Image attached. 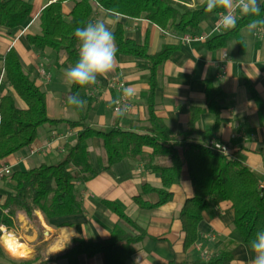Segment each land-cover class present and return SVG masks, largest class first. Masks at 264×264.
I'll return each instance as SVG.
<instances>
[{
  "label": "crops",
  "instance_id": "1",
  "mask_svg": "<svg viewBox=\"0 0 264 264\" xmlns=\"http://www.w3.org/2000/svg\"><path fill=\"white\" fill-rule=\"evenodd\" d=\"M32 5L30 17L14 29L0 25V97L11 95L20 108L26 103L9 84L4 70V55L15 48L23 69L45 93L47 114L52 119L77 120L76 110L67 101L71 85L66 83L64 72L65 54L57 53L50 47L37 48L28 43L27 34H40L38 16L51 0H26ZM263 0H260V3ZM74 3L65 0L62 10L67 18ZM237 20L242 16L235 11ZM219 13L202 21L196 33H180L174 29H162L145 18H133L107 11L93 4L89 22L106 21L114 32L118 23L122 24L126 38L142 44L148 41L150 54L158 52L165 44L179 45L160 67L155 90V109L167 126L180 134L187 128L189 107L205 108L197 121V128L204 131L215 122V115L207 110L205 80L211 79L219 86L225 97L219 99L220 127L218 142L226 145L230 157L247 165L257 176L259 188H264V109L259 107L249 95L244 84L245 78L253 85L264 106V25L252 32L248 25L240 30L244 50L239 52L236 40L225 46L209 50L204 42L230 29L217 26ZM23 32V33H22ZM194 40L185 41L186 35ZM139 59L132 55L116 53L115 66L107 74L97 77V83L87 85L76 95L86 101L82 112L87 123L94 129L108 130L118 120L126 129L146 124V96L149 90V71L139 69ZM118 77L126 87L135 86L137 95L126 98L120 111H114L116 99L121 91L110 82ZM78 127L67 123L44 124L38 128L37 138L29 146L0 160V167L8 165L12 171L27 170L42 162L52 164L60 161L66 147L76 142ZM39 149L32 153L31 149ZM91 160L98 167L97 157L102 156L100 140L89 141ZM144 154L137 159L124 158L110 169H101L93 178L79 182L78 197L82 210L79 213L55 216L45 219L36 211L37 222H31L22 213L13 217L11 226L0 225V246L3 255L0 264H70L67 258H54L63 253L74 238L101 241L108 239L113 228L118 225L126 232L133 233L118 216L109 209L103 200L119 203L125 212L149 235L159 240L147 239L135 246L134 253L125 264H170L175 262L207 261L229 249L232 259L223 264H251L254 257L250 245L242 242L234 225V210L229 200L218 203L203 212L198 225V240L187 250L183 248L185 233L179 219L185 201L192 197L193 189L188 178L187 166L183 168L180 183L173 184L170 190L173 198L158 207L143 209L135 204L133 197L139 193L142 183L160 186V174L150 169L153 163H164L161 159H151V149L146 147ZM9 177L0 178V208L12 190ZM151 201L156 195L148 196ZM5 231L13 233L16 251L3 243ZM81 264H107L105 255L100 252L93 256H83Z\"/></svg>",
  "mask_w": 264,
  "mask_h": 264
},
{
  "label": "trees",
  "instance_id": "2",
  "mask_svg": "<svg viewBox=\"0 0 264 264\" xmlns=\"http://www.w3.org/2000/svg\"><path fill=\"white\" fill-rule=\"evenodd\" d=\"M65 0L49 2L39 13L40 34H27L29 44L44 48L50 47L57 53L65 54L64 67L73 66L79 58V41L74 35L78 27L88 24V19L96 3L107 11L133 18L144 14L145 18L162 29H174L180 33L194 34L199 24L213 15L224 11H206L201 0H71L74 5L66 18L62 4ZM258 17L243 15L236 27L207 39L204 44L209 50L225 46L236 40L239 52L244 50L240 30L254 20H264V0L260 3ZM32 5L26 0H0V25L14 29L21 26L29 17ZM117 53L132 55L139 59V69L148 70L149 90L146 96L147 114L142 126L126 129L118 120L108 130L92 128L86 121L82 108L76 110L77 120L52 119L47 114L46 96L39 86L23 69L15 48L11 47L4 55L5 76L17 95L26 103V108L16 105L11 95L0 97V160L29 146L37 138L38 128L44 124L67 123L78 127L76 142L66 147L64 157L52 164L45 162L27 169L16 170L7 176L13 182L12 192L5 198L0 208V225L11 226L13 217L22 212L31 222H37L36 211L45 219L55 216L79 213L82 210L78 197L79 182L96 176L101 169H110L124 158L137 159L145 148L151 149V159H161L164 163H153L150 169L160 174V186L144 182L139 193L133 197L137 206L152 209L169 202L173 198L170 187L181 182L183 168L187 166L193 195L188 198L179 214L185 233L183 248L187 250L199 237L198 225L203 212L218 203L229 200L234 210V225L241 240L250 245L256 231L264 229V188H259L255 173L241 161L211 148L210 142L217 140L220 127L219 99L226 93L214 85L211 79L205 80L207 110L216 117L215 122L204 131L196 124L205 108L189 107L187 128L175 134L159 117L155 109V90L160 67L180 46L165 44L158 52L150 54L148 41L139 44L125 37L122 24L118 23L113 32ZM244 84L249 95L255 100L262 114L264 106L253 85L245 78ZM84 87L71 85L67 95L76 96ZM100 140L102 156L95 167L90 156L89 141ZM155 194L156 200L148 199ZM134 232L129 233L116 225L108 239L91 241L74 238L63 253L54 257L67 258L70 264H81L83 256H93L102 252L107 264H125L135 251V246L152 237L146 229L132 219L117 202L103 200ZM3 255L0 246V256ZM232 259L229 249L207 261L175 262L170 264H223Z\"/></svg>",
  "mask_w": 264,
  "mask_h": 264
},
{
  "label": "clouds",
  "instance_id": "3",
  "mask_svg": "<svg viewBox=\"0 0 264 264\" xmlns=\"http://www.w3.org/2000/svg\"><path fill=\"white\" fill-rule=\"evenodd\" d=\"M201 3L206 4L208 12L215 9L224 10L218 21V25L224 29L236 27L237 17L234 15L236 9L243 15L258 17L261 13L260 0H201ZM259 25H264V20H254L248 25V31L252 32ZM74 35L79 41V58L73 66L65 70L66 83L84 87L97 83L98 76L107 78V74L115 66L117 53L115 36L107 22L103 20L89 22L84 27L76 28ZM122 92L126 98L137 95L135 86L124 87ZM68 103L79 108L86 105V101L78 95L69 96ZM124 111L126 109L121 110L120 114L123 115ZM249 243L254 253L251 264H264V229L256 231Z\"/></svg>",
  "mask_w": 264,
  "mask_h": 264
},
{
  "label": "built area",
  "instance_id": "4",
  "mask_svg": "<svg viewBox=\"0 0 264 264\" xmlns=\"http://www.w3.org/2000/svg\"><path fill=\"white\" fill-rule=\"evenodd\" d=\"M51 1H56V0H51ZM237 10H239V9H236V11ZM223 14H224V11L219 12L218 21L220 20V17ZM234 15H236L235 12H234ZM217 26L221 27V26L218 25V22H217ZM194 39H196V38H194L193 36H191L189 34L184 37V40L187 41V42L188 41H192ZM110 85L112 87L118 88L121 91V94H120L119 98L116 99V101H118L119 103L115 102V105H114V111L115 112H119L121 110L122 103L125 102V100H126V97H124L123 92H122V88L126 87V84H125L124 80H122V79H120L118 77H115V78H113L111 80ZM210 144H211V148L212 149H214L216 151H219V152H221V153H223L225 155L230 156L229 149H228V147L226 145H224V144H222V143H220V142H218L216 140H212L210 142ZM38 149L39 148L37 146H34L31 149V152L35 153ZM11 173H12V170H11L10 166L4 165V166L0 167V178H2L4 176H9Z\"/></svg>",
  "mask_w": 264,
  "mask_h": 264
},
{
  "label": "bare ground",
  "instance_id": "5",
  "mask_svg": "<svg viewBox=\"0 0 264 264\" xmlns=\"http://www.w3.org/2000/svg\"><path fill=\"white\" fill-rule=\"evenodd\" d=\"M3 243L8 246L11 250L16 251V245L13 241V233L9 231H5L2 237Z\"/></svg>",
  "mask_w": 264,
  "mask_h": 264
},
{
  "label": "rangeland",
  "instance_id": "6",
  "mask_svg": "<svg viewBox=\"0 0 264 264\" xmlns=\"http://www.w3.org/2000/svg\"><path fill=\"white\" fill-rule=\"evenodd\" d=\"M23 33V32H22ZM97 159H98V157H97ZM97 163H98V161H97Z\"/></svg>",
  "mask_w": 264,
  "mask_h": 264
}]
</instances>
